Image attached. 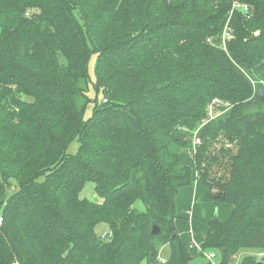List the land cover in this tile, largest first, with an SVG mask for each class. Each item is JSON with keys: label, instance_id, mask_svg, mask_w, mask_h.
<instances>
[{"label": "trees", "instance_id": "1", "mask_svg": "<svg viewBox=\"0 0 264 264\" xmlns=\"http://www.w3.org/2000/svg\"><path fill=\"white\" fill-rule=\"evenodd\" d=\"M250 74L264 85V0H0V264H190L174 220L194 175L202 202L232 206L202 249L264 264ZM223 133L233 148H212ZM86 182L99 203L80 198Z\"/></svg>", "mask_w": 264, "mask_h": 264}, {"label": "rangeland", "instance_id": "2", "mask_svg": "<svg viewBox=\"0 0 264 264\" xmlns=\"http://www.w3.org/2000/svg\"><path fill=\"white\" fill-rule=\"evenodd\" d=\"M249 16L251 17V14ZM249 16L247 15V18H250ZM256 34H258V32H256ZM94 65H95V56L93 55L90 57L89 64H88V73H89V77L91 80H94ZM221 66L222 65H220V67L217 68L219 71L222 70ZM249 77H250L249 79L251 81L253 93H256L257 88L259 87L264 88L263 83L259 80L258 77L251 75V74ZM88 96L91 99V102L88 104L86 108L85 117L90 116L92 108H93V101L95 100V98H97L98 103L101 102V95L96 97L92 87H90L89 89ZM262 142L263 141L256 143L255 147H253V150H255L256 159L259 162L258 163L259 165H256V167L258 166V168L263 167L262 165L264 164V159L261 157L258 158L257 156V154L259 153L260 155H264V144H262ZM222 147L223 148H229V147L233 148V143H230L228 141L225 133H223L220 136V138L218 139V141L212 148H216L218 150ZM77 149H78V143L76 140H74L68 146L67 153L75 154L77 152ZM192 156H193L192 154H189L185 150L180 151L179 153L180 163L182 165H189L191 167H194ZM222 164L223 162H221V165ZM213 172L215 175H219L220 168L219 167L214 168ZM259 172L260 174L257 176L258 195H260V193L264 194V170H259ZM261 175L263 177H260ZM12 191L13 189L9 190L6 195L9 196L10 193H12ZM79 196L81 199H84L90 202H95V203L100 202V198L96 194L94 184L92 182H86L84 184ZM196 203H197L198 209L195 210V213H193L194 218L191 223L188 220L190 217L189 215H187V211L190 209V207H187L186 209H182V210H177V218L174 220V226L176 229V233L181 238L182 242L188 247L189 253L192 256L190 264H202L203 262H205L202 255H203V252H207L208 250L202 249V248H203V241H204L203 239L207 233V222L211 220L213 216H215L217 211H218V216L220 218V216H222V211H223L221 206L217 204H213V201L212 202H202L201 197L200 199L196 200ZM134 208L142 212L144 211L145 206L141 200H136L134 203ZM0 214H1V208H0ZM184 215L185 216L187 215V216L185 217ZM95 230H96V233L100 236H106L109 232L108 227L105 224H99ZM168 254H169L168 247L166 248L164 247V249L162 250L163 259L167 258ZM215 254H216V257L213 262L214 264H218L220 261L219 253H217L216 251ZM262 255L263 253L250 250V249L239 250L236 253L234 259L232 260V263L230 264H241V261L244 256H254L256 259H260ZM139 264H146V262L141 261Z\"/></svg>", "mask_w": 264, "mask_h": 264}, {"label": "crops", "instance_id": "3", "mask_svg": "<svg viewBox=\"0 0 264 264\" xmlns=\"http://www.w3.org/2000/svg\"><path fill=\"white\" fill-rule=\"evenodd\" d=\"M205 191H206L205 185L202 183V181L199 179V177L194 175V182H193L192 186L180 189V191L178 192V194L176 196V200H175L176 210H182V209H186L187 207H190V209L188 208L189 210L187 211V215H189V217H190L188 219L190 221V223L192 222V220L194 218L193 213H195V210L198 209L196 200L200 199V197H202L204 195ZM213 204H217V205L221 206V208L223 209L222 216H220V218H219L218 211H217V213L215 211V213H216L215 216H218V218L221 221H225L228 218V216L230 215V213L232 212V206L227 205V204H223V203H215V202H213Z\"/></svg>", "mask_w": 264, "mask_h": 264}, {"label": "built area", "instance_id": "4", "mask_svg": "<svg viewBox=\"0 0 264 264\" xmlns=\"http://www.w3.org/2000/svg\"><path fill=\"white\" fill-rule=\"evenodd\" d=\"M232 10L233 11H241L243 12L246 16L250 15V7L248 5H242L239 4L238 2L234 1V3L232 4ZM227 28H225L224 33H223V38H229V34L226 30ZM2 222V218L0 217V224ZM216 257V254L214 251H207V252H203V258L205 261L210 262V263H214V259ZM161 262H164L165 259L161 258L160 259Z\"/></svg>", "mask_w": 264, "mask_h": 264}, {"label": "water", "instance_id": "5", "mask_svg": "<svg viewBox=\"0 0 264 264\" xmlns=\"http://www.w3.org/2000/svg\"><path fill=\"white\" fill-rule=\"evenodd\" d=\"M256 93H257V96L260 99V101L262 103H264V88L263 87L257 88ZM158 233H159V228L156 225H153L152 229H151V234L156 235ZM175 236L176 235H173V237H175Z\"/></svg>", "mask_w": 264, "mask_h": 264}]
</instances>
